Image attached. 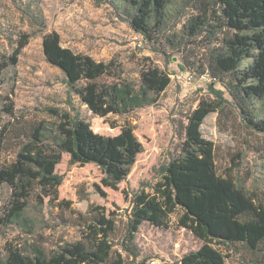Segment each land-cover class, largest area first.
Returning <instances> with one entry per match:
<instances>
[{
    "label": "rangeland",
    "instance_id": "obj_1",
    "mask_svg": "<svg viewBox=\"0 0 264 264\" xmlns=\"http://www.w3.org/2000/svg\"><path fill=\"white\" fill-rule=\"evenodd\" d=\"M201 1L169 0L172 17L166 35L180 40L186 20L196 14ZM120 0H0V167L11 163L19 146L31 132L41 127L49 143L64 122L63 116L82 120L94 133L117 135L130 126L143 146L127 178L116 190L101 184L103 174L94 164H71L61 155L55 172L62 176L57 197L43 196L38 189L22 200L25 207L17 217H8L12 192L6 184L0 187V263L9 247L22 252L41 249L45 255L64 243L80 238L83 226L98 218L97 208L114 213L110 233L112 249L107 264L120 255L123 264H178L187 253L202 242L178 227L180 211L170 217L167 228L143 223L133 239L128 237L131 200L161 178V170L180 155L187 117L203 100L215 98L211 88L226 90L209 76H200L207 50L195 45L168 46L165 54L158 45L147 43L129 26ZM55 32L61 45L96 62H114L121 80L137 87L144 59L167 73L170 84L151 105L123 115H94L79 98L69 92L65 76L48 64L42 52V37ZM15 65L8 58L22 40ZM140 45L138 46V42ZM185 43V42H184ZM172 47V48H171ZM110 82L111 80L103 79ZM12 106L13 114L6 109ZM203 138L214 147L216 172L231 179L255 199L264 195V135L253 132L243 122L234 105L225 104L219 113L210 114L201 126ZM227 264H247L248 256L224 251Z\"/></svg>",
    "mask_w": 264,
    "mask_h": 264
},
{
    "label": "trees",
    "instance_id": "obj_2",
    "mask_svg": "<svg viewBox=\"0 0 264 264\" xmlns=\"http://www.w3.org/2000/svg\"><path fill=\"white\" fill-rule=\"evenodd\" d=\"M130 28L147 43L158 45L165 54L168 46L195 45L206 49L207 74L228 93L211 88L215 98L201 101L187 117L180 155L161 170L160 180L150 191L142 190L131 200L128 237L133 239L143 223L167 228L177 211L178 227L202 242L185 254L178 264H227L228 253L248 256L247 264H264V195L253 198L231 179L216 172L213 144L204 139L201 126L226 104L234 105L247 127L264 135V0H209L194 7L176 36L166 35L172 17L169 0H120ZM185 42V43H184ZM28 44L22 36L18 48L8 58L17 63L18 55ZM172 48V47H171ZM42 52L48 64L65 76L69 92L77 96L89 111L99 117L123 115L151 105L154 98L170 84L169 75L149 59L143 60L137 87L121 80L114 62H96L61 45L57 33L42 37ZM6 67L0 64V71ZM110 79V82L103 79ZM13 114V107L6 109ZM64 122L49 140L37 126L22 143L14 160L0 167V187L8 185L12 207L8 217L19 216L25 207L22 200L36 189L43 196L57 197L62 176L55 172L61 155L71 164H94L104 175L101 184L116 190L129 175L143 146L130 126L114 136L94 133L82 120L63 116ZM98 218L83 226L80 238L64 243L45 255L39 248L22 252L9 247L0 264H107L112 244L114 213L96 209ZM111 264H123L120 255Z\"/></svg>",
    "mask_w": 264,
    "mask_h": 264
},
{
    "label": "built area",
    "instance_id": "obj_3",
    "mask_svg": "<svg viewBox=\"0 0 264 264\" xmlns=\"http://www.w3.org/2000/svg\"><path fill=\"white\" fill-rule=\"evenodd\" d=\"M139 41V40H138ZM140 45V41L138 42V46ZM204 77L205 76H208L207 74H205V75H203ZM150 264H158L156 261H154V260H152L151 262H150Z\"/></svg>",
    "mask_w": 264,
    "mask_h": 264
},
{
    "label": "crops",
    "instance_id": "obj_4",
    "mask_svg": "<svg viewBox=\"0 0 264 264\" xmlns=\"http://www.w3.org/2000/svg\"><path fill=\"white\" fill-rule=\"evenodd\" d=\"M139 36V35H138ZM139 37H141V36H139Z\"/></svg>",
    "mask_w": 264,
    "mask_h": 264
}]
</instances>
